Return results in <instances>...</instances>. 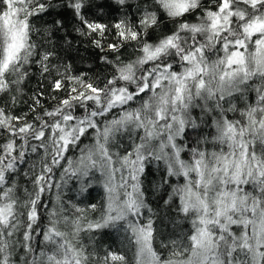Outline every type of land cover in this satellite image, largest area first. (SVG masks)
I'll use <instances>...</instances> for the list:
<instances>
[{"label": "snow or ice", "instance_id": "obj_1", "mask_svg": "<svg viewBox=\"0 0 264 264\" xmlns=\"http://www.w3.org/2000/svg\"><path fill=\"white\" fill-rule=\"evenodd\" d=\"M0 264H264V0H0Z\"/></svg>", "mask_w": 264, "mask_h": 264}, {"label": "trees", "instance_id": "obj_2", "mask_svg": "<svg viewBox=\"0 0 264 264\" xmlns=\"http://www.w3.org/2000/svg\"><path fill=\"white\" fill-rule=\"evenodd\" d=\"M56 18L58 17L53 15L45 17L44 19L51 21L52 19ZM65 19L66 28L68 30V35L66 38L71 40L72 43V51L69 53V56L72 59L75 67L81 70H86L95 62L97 50L91 47L87 38L80 37L73 31L72 25L75 23V21L72 20L70 14ZM57 38L59 39L60 44H63L65 38L64 32L61 31ZM81 56L88 57V59L81 61L79 59ZM38 78L39 77L37 76L29 81L28 87L30 89L36 87ZM149 180L153 181V183L158 182L159 174L157 173L156 175L149 176ZM148 187L150 188L149 200L152 202L153 210L156 213L154 216V226L157 229L158 238L165 241L175 238V233H180L182 230H186L188 225L179 217H177L173 210L163 205V201L158 198L159 193L151 191V185H148ZM93 196H95L96 200L100 199V195L97 193H93ZM101 243L103 245L110 246L113 250L124 249L129 257H132L133 255L134 250H128L126 248L127 242L123 241V238L119 233L113 232L111 235L103 236Z\"/></svg>", "mask_w": 264, "mask_h": 264}]
</instances>
